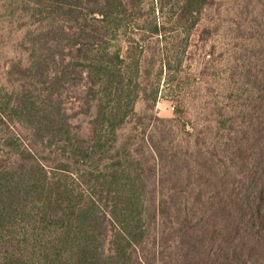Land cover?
I'll return each mask as SVG.
<instances>
[{"label": "trees", "instance_id": "16d2710c", "mask_svg": "<svg viewBox=\"0 0 264 264\" xmlns=\"http://www.w3.org/2000/svg\"><path fill=\"white\" fill-rule=\"evenodd\" d=\"M216 4L0 0L18 52L0 83V264H264V82L262 106L207 104L187 140H148L153 116L119 135L187 70Z\"/></svg>", "mask_w": 264, "mask_h": 264}, {"label": "rangeland", "instance_id": "374dc122", "mask_svg": "<svg viewBox=\"0 0 264 264\" xmlns=\"http://www.w3.org/2000/svg\"><path fill=\"white\" fill-rule=\"evenodd\" d=\"M13 50L12 43L0 46L1 84L6 82L8 62L18 56V52ZM189 52L187 70L175 83L167 85L163 78L153 112H147L144 99L138 100L136 116L120 130V138L130 134L139 120L153 116L164 123L156 120L151 123L148 140L154 144L164 139L171 141L182 137L187 140L184 123L191 127V122L207 104L226 110L230 107L239 109L244 106L248 110L262 106V94L253 91L251 82L255 79L259 85L264 82V0H217L213 12L207 14L206 20L195 31ZM237 88L242 92L239 101L231 98V92ZM180 100L188 108L186 118H179ZM78 106L81 104L73 102L69 108L79 111ZM89 119L81 115L73 123L82 126L85 133ZM238 129L241 130L240 125Z\"/></svg>", "mask_w": 264, "mask_h": 264}]
</instances>
